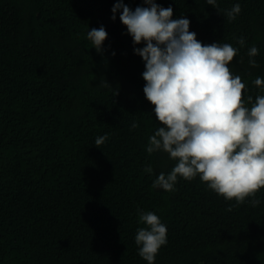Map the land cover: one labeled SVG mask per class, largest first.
Listing matches in <instances>:
<instances>
[{
  "label": "trees",
  "instance_id": "16d2710c",
  "mask_svg": "<svg viewBox=\"0 0 264 264\" xmlns=\"http://www.w3.org/2000/svg\"><path fill=\"white\" fill-rule=\"evenodd\" d=\"M115 2L0 0V264H147L135 243L146 227L137 209L167 227L155 264H264V188L255 207L252 197L225 199L199 176L178 178L172 192L152 188L177 162L146 151L160 125L134 52L145 45H134L120 13L111 19ZM156 3L189 19L204 45L239 48L228 66L245 83L244 98L264 95L254 84L264 78V0H217L223 10L241 5L232 22L207 0ZM102 25L101 54L87 32ZM105 79L111 86H101Z\"/></svg>",
  "mask_w": 264,
  "mask_h": 264
},
{
  "label": "clouds",
  "instance_id": "9594fccd",
  "mask_svg": "<svg viewBox=\"0 0 264 264\" xmlns=\"http://www.w3.org/2000/svg\"><path fill=\"white\" fill-rule=\"evenodd\" d=\"M144 4L148 6L133 10L124 0H116L111 19L115 21L120 13L134 45H145L134 52L145 63L143 91L160 125L149 137L146 151L166 152L177 162L170 173L158 175L152 188L172 192L178 178L191 181L199 176L225 199L239 205L252 197V206H258L261 201L255 195L264 188V95L255 101L252 96L244 98L246 85L228 66L239 48L221 42L204 45L190 31L189 19H173L171 6L164 8L156 0ZM207 4L223 12L228 22L242 11L239 3L228 10L220 9L217 0ZM107 38L103 25L87 32L101 54ZM236 43L244 47L245 38H237ZM247 54L250 67H258L254 59L258 48L252 46ZM100 84L111 86L106 79ZM254 84L264 90V78L257 77ZM139 126L134 121L131 129ZM107 139V135L97 137L95 146L101 148ZM144 171L153 173V168L149 165ZM137 214L138 222L146 226L137 229L138 254L147 264H155L160 248L167 244V227L154 212L137 209Z\"/></svg>",
  "mask_w": 264,
  "mask_h": 264
}]
</instances>
